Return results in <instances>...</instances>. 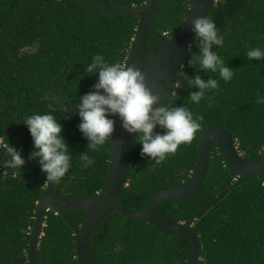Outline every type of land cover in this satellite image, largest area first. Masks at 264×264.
<instances>
[{
    "label": "trees",
    "instance_id": "16d2710c",
    "mask_svg": "<svg viewBox=\"0 0 264 264\" xmlns=\"http://www.w3.org/2000/svg\"><path fill=\"white\" fill-rule=\"evenodd\" d=\"M146 2L110 0L112 8ZM191 6V0H164L150 27L147 55L165 33H176L184 26ZM209 17L225 37L223 47L214 50L235 75L226 83L218 73H208L219 82L218 90L208 93L213 106L209 108L206 99L192 104L189 94L197 89L188 87L187 81L197 74L205 81L209 76L189 65L200 52L198 42L185 52L178 88L165 104L184 105L194 117L202 115V130L160 166L141 157L142 146L136 141L128 186L119 197L133 211L142 210L156 193L189 180L197 167L200 137L208 126L220 124L228 130L249 163L264 151V105L255 103L257 92L264 93V61L250 62L246 56L250 47L264 48V0H220ZM139 21L123 13L108 16L98 5L71 0L0 3V140L15 147L25 163L31 162L33 141L23 121L34 112L53 114L72 154V168L55 183L63 195L89 197L107 186L111 137L99 152L88 151L89 141L78 128L77 106L80 97L95 91L98 75L85 72L92 57L99 54L109 62L125 64ZM155 131L163 133L159 127ZM87 151L95 164L82 169L79 156ZM4 172L0 170V264H29L30 235L46 191V174L37 167L19 174ZM229 177L230 170L215 145L199 192L186 201L164 202L161 208L174 221L186 223L199 211L200 201ZM46 216L38 264H78L76 235L87 212L52 210ZM192 231L201 244L199 264H264V175L239 178L219 197L207 201ZM92 252L94 264H189L191 243L162 233L146 220L114 211L96 225Z\"/></svg>",
    "mask_w": 264,
    "mask_h": 264
},
{
    "label": "water",
    "instance_id": "95a60500",
    "mask_svg": "<svg viewBox=\"0 0 264 264\" xmlns=\"http://www.w3.org/2000/svg\"><path fill=\"white\" fill-rule=\"evenodd\" d=\"M9 0H0L7 3ZM83 5H98L108 16L123 13L126 16L139 17V26L129 54L126 66H133L145 76L147 87L153 95L159 97L154 107H162L178 88V79L184 68V54L195 44L196 37L192 30V21L197 17H209L220 0H191V15L184 26L176 33L164 36L158 46L146 54L150 27L156 13L164 0H147L143 6L119 4L112 8L110 0H71ZM20 136V134H19ZM136 134H129L123 127L119 116H114V131L111 135V158L109 180L104 191L89 197H76L61 194L56 184L47 182L46 191L39 201L35 213L28 248V263L38 264L40 240L46 227L47 213L50 211L72 210L85 211L87 217L76 235L78 264H94L92 252L93 234L96 225L106 215L118 211L124 217L133 220H146L162 233L185 238L191 243L189 264H199L201 244L196 233L192 231L194 223L203 216L205 203L228 189L239 178H255L264 175V151L254 162H247L239 151L233 135L222 125L208 126L199 141L198 163L189 180L182 185L156 193L140 211L131 210L119 200L123 190L128 186ZM223 156L230 170L228 181L215 192L205 196L199 203V211L186 223H179L170 218L161 208L167 201H186L194 197L207 179L214 146ZM12 146V145H10ZM0 156L5 161V150L0 149ZM40 168L38 162L25 163L20 169H7L9 174H19L29 168ZM46 174V173H45ZM47 175V174H46Z\"/></svg>",
    "mask_w": 264,
    "mask_h": 264
},
{
    "label": "clouds",
    "instance_id": "9594fccd",
    "mask_svg": "<svg viewBox=\"0 0 264 264\" xmlns=\"http://www.w3.org/2000/svg\"><path fill=\"white\" fill-rule=\"evenodd\" d=\"M192 30L200 52L192 56L189 65L198 66L206 75L218 73L220 79L230 82L235 73L214 50L223 47L225 42L214 20L211 17H197L192 21ZM169 33H165V36ZM246 56L250 62L264 61V48L250 47ZM85 72L98 75L95 91L80 97L77 106L81 121L78 128L89 141L88 151L99 152L109 142L114 131V120L110 117L116 115L129 134H136V141L142 146L141 157L151 158L154 166L162 165L177 153L181 145L190 144L202 130L204 117H194L187 106L173 107L169 103L154 107L159 103V97L152 94L146 85L145 76L133 66H126L119 61L109 62L103 55L97 54L85 67ZM187 84L197 89L189 94L192 104H199L206 99L208 107L213 106V97L208 96V93L218 90L217 79L209 76L205 81L197 74ZM255 103L264 105V93L257 92ZM23 124L27 126L33 141L34 150L29 159L40 164L41 172L47 174L46 182L59 183L72 168V154L62 137L61 124L50 112H34ZM157 127L163 130L162 134L155 131ZM0 149L5 150L7 156L6 161L0 156V170L20 169L25 164L21 154L8 141L0 140ZM88 151L79 156L82 169L95 164V159L88 155Z\"/></svg>",
    "mask_w": 264,
    "mask_h": 264
}]
</instances>
